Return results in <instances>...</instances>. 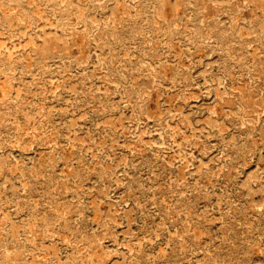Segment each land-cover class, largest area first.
<instances>
[{
    "label": "rangeland",
    "instance_id": "1",
    "mask_svg": "<svg viewBox=\"0 0 264 264\" xmlns=\"http://www.w3.org/2000/svg\"><path fill=\"white\" fill-rule=\"evenodd\" d=\"M0 264H264V0H0Z\"/></svg>",
    "mask_w": 264,
    "mask_h": 264
}]
</instances>
